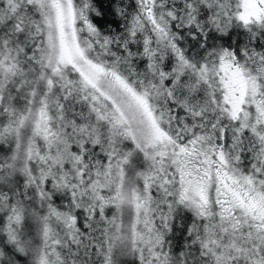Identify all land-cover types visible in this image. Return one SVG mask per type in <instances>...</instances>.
Segmentation results:
<instances>
[{
	"label": "snow or ice",
	"instance_id": "obj_1",
	"mask_svg": "<svg viewBox=\"0 0 264 264\" xmlns=\"http://www.w3.org/2000/svg\"><path fill=\"white\" fill-rule=\"evenodd\" d=\"M0 264H264V0H0Z\"/></svg>",
	"mask_w": 264,
	"mask_h": 264
}]
</instances>
